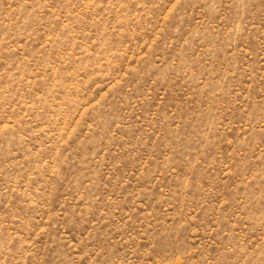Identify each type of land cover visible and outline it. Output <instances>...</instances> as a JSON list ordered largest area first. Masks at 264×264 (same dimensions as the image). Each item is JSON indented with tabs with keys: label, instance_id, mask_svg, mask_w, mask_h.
Returning a JSON list of instances; mask_svg holds the SVG:
<instances>
[{
	"label": "rangeland",
	"instance_id": "rangeland-1",
	"mask_svg": "<svg viewBox=\"0 0 264 264\" xmlns=\"http://www.w3.org/2000/svg\"><path fill=\"white\" fill-rule=\"evenodd\" d=\"M0 264H264V0H0Z\"/></svg>",
	"mask_w": 264,
	"mask_h": 264
}]
</instances>
